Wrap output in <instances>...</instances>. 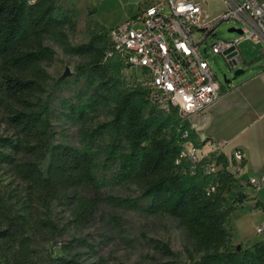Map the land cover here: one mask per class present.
I'll return each mask as SVG.
<instances>
[{
  "label": "trees",
  "instance_id": "obj_1",
  "mask_svg": "<svg viewBox=\"0 0 264 264\" xmlns=\"http://www.w3.org/2000/svg\"><path fill=\"white\" fill-rule=\"evenodd\" d=\"M73 28L71 15L60 9L58 0H0V111L13 131L12 136L0 137V163L11 167L29 201L65 200L79 227L101 202L117 203L148 216H169L190 240L188 260L178 263L167 244L156 242L161 256L169 258L157 264H264V240L231 244L228 221L232 206L226 205V195L235 174L228 159L222 153H212L209 160L215 161L216 171L206 174L199 165L193 174L181 173L174 163L184 141L176 131L179 120L174 112L162 114L151 106L139 85L115 90L111 118L84 133L82 140L99 137L106 129L119 137L103 150L117 163L120 180L142 188L145 204L103 195L105 181L95 174L100 150L86 144L48 145L49 123L40 99L46 74L40 63H49L53 51L45 39L51 38L66 53L86 56L77 69L86 67L93 72L100 89L108 87L111 80L103 61L108 46L106 29L71 46L65 29ZM99 90H95L94 100L100 98L107 104ZM190 136L195 140L194 131ZM209 186H214V191L207 194ZM83 189L90 194L69 195L71 190ZM42 223L52 228L47 219ZM29 228L22 205L0 188V264H83L64 249L58 256L38 255Z\"/></svg>",
  "mask_w": 264,
  "mask_h": 264
},
{
  "label": "rangeland",
  "instance_id": "obj_2",
  "mask_svg": "<svg viewBox=\"0 0 264 264\" xmlns=\"http://www.w3.org/2000/svg\"><path fill=\"white\" fill-rule=\"evenodd\" d=\"M203 1L212 17L220 13L221 0ZM61 4L63 5L60 6L61 8L67 7L64 3ZM72 13L74 28L65 29V33L68 44L75 46L85 43L93 31L90 32L85 27L76 10ZM234 26L235 23L232 21L220 22L215 28V36L208 38L207 42L211 39L215 41L217 38L235 37L236 32L228 31ZM139 27V23L134 26V28ZM44 43L53 51L49 63H40L46 74L42 82L43 91L40 99L46 109L49 123L48 145L61 143L80 147L86 144L100 150L95 174L105 181V185L101 188L103 195L117 200L132 199L145 204L147 199L142 198V188L120 180L117 163L103 150V146L107 143L113 141L117 143L119 137L110 129H106L99 137L82 140L84 133L96 129L99 123L111 118L109 109L112 107L115 90L132 86L136 82V71L123 69L115 58L107 60L105 61L106 76H110L111 80L108 87L100 89L98 79L93 72L86 67L83 70L77 69L78 65H82L87 60L86 56L64 52L51 38H46ZM250 43L242 41L237 46L240 57L247 62L249 61L246 58L248 45L257 51L262 49L261 45ZM209 61L220 84H227L224 82V75L231 82L243 75L241 73L235 76L234 72L237 68L241 69L242 64L230 69L221 54L210 56ZM65 67L69 74L62 77ZM97 89H100L98 92L108 99L107 104L100 98L94 100V92ZM12 134V128L7 123L5 114L0 111V137H9ZM44 165L45 160L41 163V167L43 168ZM0 188L10 193L19 206L22 205L29 219L28 235L32 241V248L38 255L51 253L53 256H58L64 253V249L67 255L75 257L83 264H157L169 259L161 256L154 246L156 242H161L167 244L174 252L172 259L178 263L188 260L190 240L177 221L169 216H148L140 210L126 208L117 203L101 202L88 221L79 227L73 222L71 206L65 200L49 199L43 203L29 201L23 183L14 175L7 163H0ZM74 193L85 196L90 194L86 189L69 191V195ZM44 219L50 221L52 228L42 223Z\"/></svg>",
  "mask_w": 264,
  "mask_h": 264
},
{
  "label": "built area",
  "instance_id": "obj_3",
  "mask_svg": "<svg viewBox=\"0 0 264 264\" xmlns=\"http://www.w3.org/2000/svg\"><path fill=\"white\" fill-rule=\"evenodd\" d=\"M221 2L220 13L212 17L203 0H148L137 15L106 29L103 61L115 58L123 69L136 71L134 85L145 90L148 102L178 118L176 131L184 141L174 163L184 174H193L199 165L206 174L216 171L215 161L209 159L224 145L219 142L209 152L190 136L192 118L220 95L222 84L215 78L210 56L221 54L233 69L241 64L240 42L264 44V0ZM222 21H232L241 32L231 39L207 42ZM137 23L140 27L134 28ZM204 158L209 161L203 162ZM227 159L234 174L243 168L241 149H234ZM244 185L263 194L259 209L264 214V174L249 176ZM212 191L214 186L206 188L207 194ZM255 233L264 240V225H258Z\"/></svg>",
  "mask_w": 264,
  "mask_h": 264
},
{
  "label": "crops",
  "instance_id": "obj_4",
  "mask_svg": "<svg viewBox=\"0 0 264 264\" xmlns=\"http://www.w3.org/2000/svg\"><path fill=\"white\" fill-rule=\"evenodd\" d=\"M61 3L67 7L61 8ZM147 3L148 0H58V6L67 14L76 10L90 32L118 25L137 15ZM254 45L262 49L246 47L249 61L241 57L243 75L222 84L219 98L192 118L195 140L206 151L211 152L224 141L219 151L226 158L234 149H241L244 155L243 168L235 174L226 195V205L232 206L228 221L231 244L250 245L263 240L255 233L258 225H264V214L259 209L263 194L244 185L249 176L264 174V44ZM238 193L243 194L241 200H235Z\"/></svg>",
  "mask_w": 264,
  "mask_h": 264
},
{
  "label": "water",
  "instance_id": "obj_5",
  "mask_svg": "<svg viewBox=\"0 0 264 264\" xmlns=\"http://www.w3.org/2000/svg\"><path fill=\"white\" fill-rule=\"evenodd\" d=\"M228 31L236 32V33H240L241 32L239 29H236L234 27L229 28ZM234 72H235V76H236V75L240 74L242 72V70L241 69H236ZM68 74H69V71H68L67 67H65L63 73L61 74V76L64 77V76H66ZM228 81L229 80L226 79L225 75H224V82L227 83ZM242 198H243V194L242 193H238L237 199L241 200Z\"/></svg>",
  "mask_w": 264,
  "mask_h": 264
}]
</instances>
